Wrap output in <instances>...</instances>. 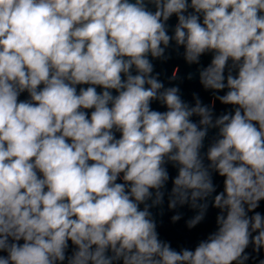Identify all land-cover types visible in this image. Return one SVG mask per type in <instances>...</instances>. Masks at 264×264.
I'll return each instance as SVG.
<instances>
[{
    "label": "clouds",
    "instance_id": "obj_1",
    "mask_svg": "<svg viewBox=\"0 0 264 264\" xmlns=\"http://www.w3.org/2000/svg\"><path fill=\"white\" fill-rule=\"evenodd\" d=\"M262 202L264 0H0V264H264Z\"/></svg>",
    "mask_w": 264,
    "mask_h": 264
},
{
    "label": "water",
    "instance_id": "obj_2",
    "mask_svg": "<svg viewBox=\"0 0 264 264\" xmlns=\"http://www.w3.org/2000/svg\"><path fill=\"white\" fill-rule=\"evenodd\" d=\"M169 23L174 25L176 23V18L173 17L169 21ZM171 55L172 58L166 63L154 61L156 65L155 70L161 74L160 78L165 82L166 86L169 85V77H171L173 70L179 67L178 78L172 83L180 85L184 99L191 101L192 93L198 92L204 103H210L212 100V94L211 92H206L202 89V87L198 83V79L194 78L191 81L185 79L188 72H195V66H188L184 62L182 56L177 55L175 52H172ZM209 61L210 55L202 57V63L204 65H207ZM21 98L23 99L24 96H22ZM152 106L153 108H157L161 111L164 110L163 108H160L159 105L156 103H154ZM224 110L225 106L219 104V102H216L217 114ZM213 134L214 133H210V137ZM207 143L208 141L205 142L206 146ZM169 171L173 176L176 174L175 169H172L171 167H169ZM215 182L218 185V191L222 190V178L217 177ZM168 188H171V182H169ZM153 211L156 213V218L158 221V231L160 232L161 238L171 241L174 247H194L200 239L205 238L209 232L215 230L216 210L214 209H210L206 220L197 228L192 230H188L185 225L186 220L194 215V212L190 210L187 206L183 208H178L176 210L183 213L181 220L176 223L171 222L170 218L174 214V212H171L167 209V201H165V205L163 206L162 215L160 214V209H154ZM257 211H261L262 213H264V202H262L261 207L257 209ZM249 251H251V249H249Z\"/></svg>",
    "mask_w": 264,
    "mask_h": 264
}]
</instances>
